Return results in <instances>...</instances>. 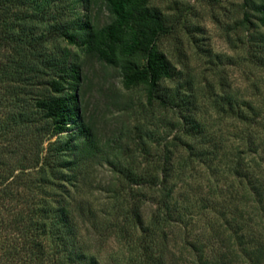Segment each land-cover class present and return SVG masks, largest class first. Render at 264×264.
Returning <instances> with one entry per match:
<instances>
[{
	"label": "trees",
	"instance_id": "16d2710c",
	"mask_svg": "<svg viewBox=\"0 0 264 264\" xmlns=\"http://www.w3.org/2000/svg\"><path fill=\"white\" fill-rule=\"evenodd\" d=\"M150 1L0 0V264H99L82 250L75 230L76 214L92 216L90 205L75 197L86 179L89 154H100L111 167L109 188L126 203L132 235L139 230L133 245L144 259L138 264H164V225L181 224L185 216L180 211L187 210H177L172 200L173 154L184 148L187 155L177 163L184 168L193 160H213L219 147L211 145L196 118L185 85L166 84L179 79L180 71L158 44L174 27ZM95 3L109 14L108 23H95ZM240 23L253 24L247 46L252 62L264 70V0H244ZM59 41L75 45L80 54L59 47ZM81 55L118 69L124 88L141 87L149 104L175 115L174 127L188 140L178 136L170 146L153 148L146 131L136 126L137 140L124 133L125 139L104 146L81 107ZM223 99L224 105L214 107L217 114L245 126L230 166L245 179L244 191L254 201L263 234H246L235 219L233 226L225 225L239 251L231 245L210 258L199 241L184 245L193 264H230L231 257L264 264V185L240 155L243 145L249 150L256 146L250 127L264 131V100L258 106ZM121 155L131 161L124 165ZM147 196L155 210L144 224L141 208Z\"/></svg>",
	"mask_w": 264,
	"mask_h": 264
},
{
	"label": "rangeland",
	"instance_id": "374dc122",
	"mask_svg": "<svg viewBox=\"0 0 264 264\" xmlns=\"http://www.w3.org/2000/svg\"><path fill=\"white\" fill-rule=\"evenodd\" d=\"M243 1H150L174 27L173 33L161 38L158 44L180 71L179 79L166 84L169 87L185 85L193 95L196 118L205 127L211 145L219 147L213 160H193L184 168L177 164L187 155L184 148L179 147L173 154L169 179L173 187L172 200L177 210L184 207L187 210L180 211L185 216L181 224L164 225L166 234L160 240L163 245L160 260L164 264H193L194 256L184 245L192 240L203 244L210 258L232 246L239 251L230 238L227 221L231 226L235 219L239 221L246 234H263L253 210L254 201L244 191L245 179L240 180L230 166L245 126L231 116L217 114L214 108L224 105L225 96L236 101H252L258 106L264 100V70L252 62L247 46L254 27L240 23ZM92 16L100 26L111 19L99 3L93 5ZM58 46L80 54L79 48L65 41H59ZM81 59H84L81 107L104 146L113 145L119 137L125 139L124 133L137 140L136 126L146 131L147 142L153 148L170 146L178 136L182 141L188 140L174 127L176 118L171 111L149 104L141 87H123L118 69L104 65L95 56L81 55ZM250 130L256 146L249 150L243 145L240 155L264 185V131L257 126ZM86 157V179L75 197L90 205L92 216L76 214L78 243L83 251L94 255L99 264H138L144 259L133 245L139 230L132 235V224L125 218L126 203L113 197L108 185L113 178L111 167L100 154ZM120 159L124 165L131 161L126 155H121ZM137 159L141 163L140 157ZM154 210L155 202L147 196L141 208L144 224L150 222ZM153 253L155 257L159 251L155 249ZM229 261L230 264H247L241 257H231Z\"/></svg>",
	"mask_w": 264,
	"mask_h": 264
}]
</instances>
